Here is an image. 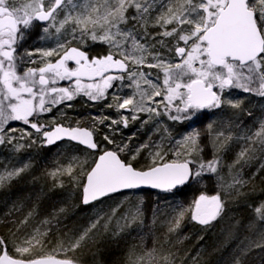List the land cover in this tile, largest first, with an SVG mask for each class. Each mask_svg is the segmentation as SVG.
Returning a JSON list of instances; mask_svg holds the SVG:
<instances>
[{"label":"snow or ice","instance_id":"6c2138e0","mask_svg":"<svg viewBox=\"0 0 264 264\" xmlns=\"http://www.w3.org/2000/svg\"><path fill=\"white\" fill-rule=\"evenodd\" d=\"M149 27L157 31L151 33ZM37 28L41 30V40L54 35L56 46L24 50L21 55L18 50L22 42ZM141 40L145 43L141 44ZM153 40L155 43H151ZM73 41L77 46H69ZM97 43L106 46L107 52L91 55L90 49ZM134 52L139 55H133ZM37 53L43 66L27 67L22 74L18 73V66L25 60L29 64L37 63L33 59ZM145 53L151 56L150 61H147ZM54 55L57 57L54 61L44 60ZM130 60L132 69L128 64ZM69 61H73L75 67H69ZM145 64L157 71L135 70ZM114 68L121 74H108ZM138 77L144 80L151 92L147 89L140 91L137 103L132 98L115 97L117 109L131 111L132 120L138 118V112L160 115L152 105L158 106L162 101H166L165 111L170 120L183 121L202 109L239 108V102L231 99L234 90L255 91L264 96V0H0V144H12L16 139L6 135L5 125L23 121L41 133L48 145L67 137L84 145L86 150H97L99 154L96 157L89 159L86 156L80 161L79 173L74 175L71 166L66 169L68 176L79 185L85 205L94 201L102 203L111 194L139 190L142 186L174 195L179 187L199 183L207 174H216L223 195L201 194L187 209L178 205L166 221L168 230L175 231L187 211L191 220L208 225L221 215L225 203L223 196L242 184L238 175L232 177L231 183H226L220 176L218 166L222 168L223 161L217 155L216 142H213L211 160L202 156L198 160L190 159L188 157L193 152H203V147L199 144V133L189 134L174 141L177 148L189 145L183 154L173 150V157L165 160L167 151L149 153V163L138 168L132 161L137 160L147 144L133 150L106 134L104 141L113 147L101 149L100 143L93 138L94 128L89 130L64 124L52 127L35 120L39 113L51 111L55 105L71 101L81 94L90 101L105 98L107 90L115 87L113 81L123 82L127 78L139 89ZM73 78L74 84L58 86L59 82L73 81ZM85 78L90 82L83 83ZM253 85L258 87L253 88ZM162 93V101H156L155 97ZM146 99L151 104L145 103ZM174 101L179 103L174 104ZM129 105H132L131 109ZM67 106L71 107L70 104ZM104 119L111 120L107 125L109 128L119 124L128 126L126 116L119 120ZM221 137L224 139L220 140ZM230 138V135L224 136L223 131L218 132L219 148H226L224 141ZM243 139L264 149V121L259 123L258 130L244 135ZM24 147L17 143L13 145V151L18 152ZM254 152L255 149H242L229 166L230 172L235 165L247 162L244 160L246 154L251 159ZM121 154L129 158L125 159ZM29 166L23 164L10 171L4 169L0 172V185L20 176ZM116 211L112 209V215ZM157 211L159 209L153 210L154 216ZM255 213L256 219L247 225V229L257 238L245 237L248 246L244 252L253 245L264 248V227L258 226L259 222H264V203L255 208ZM142 216L140 204H134L125 210L121 219L139 220L142 227ZM101 218L84 229L79 238L70 243L68 250L80 247ZM104 227L107 228V224ZM25 243L27 246H14L19 254L17 258L9 255L5 249L6 241L0 238V264H75L70 259H57L54 254L26 257L39 240L34 236ZM154 252L155 247L138 254L133 245L127 251L126 264H145V256L151 264L155 259ZM242 254L234 257L233 264H243ZM164 259L165 264H171L167 257Z\"/></svg>","mask_w":264,"mask_h":264},{"label":"rangeland","instance_id":"374dc122","mask_svg":"<svg viewBox=\"0 0 264 264\" xmlns=\"http://www.w3.org/2000/svg\"><path fill=\"white\" fill-rule=\"evenodd\" d=\"M51 31L54 33V30ZM156 31V28L149 27V32ZM40 35L39 28L27 35L18 50L20 54L23 55L24 50L50 49L56 46L54 35L45 40H41ZM140 43L144 44L145 41L141 40ZM151 43H155V40ZM71 45L77 46L75 41ZM156 46L159 48L158 44ZM106 52V46L99 43L90 49L92 54ZM133 55H139V53L134 52ZM165 55H167L166 52ZM145 56L147 61L151 60L150 55L145 53ZM55 58L54 55L44 60ZM33 59L37 63L29 64L25 60L18 66L21 74L27 67L43 66L38 53ZM128 64L132 69L131 60ZM135 70L152 73L157 71L149 69L146 64L137 66ZM124 75L127 77V73ZM152 78L154 79V76ZM138 80L139 89L127 78L123 82H113L115 87L108 89L106 97L100 99L95 106L88 101L83 102L81 95L66 101L63 103L62 115L57 120L63 124L92 121L101 141L105 142L104 145L107 144L103 139L106 134L118 143L127 144L133 150L147 144L148 147L142 149L137 160L132 161L138 168L149 163L151 159L149 153L167 151L165 160L173 157V150L183 154L185 147L189 145L177 148L174 141L189 134L199 133V144L203 147V152H193L192 156L188 157L190 159L198 160L202 156L205 160H211L214 152L213 142H216L217 155L221 156L223 161V167L218 166L220 176L226 183H231L232 177L237 175L242 181V184L237 185L235 189L229 190L227 196H223L225 203L221 215L210 224L202 225L191 220L190 213L186 211L180 220L179 227L171 232L166 223L178 205L187 209L201 194L211 196L221 193L223 195V188L216 174H207L199 183H192L179 197H174L172 194L160 195L145 190L125 191L107 197L102 203H94L87 210H80L78 201L82 204V199L79 185L68 176L66 169L71 166L75 175L80 171V161H83L86 156L91 159L96 155L88 151L82 152L69 143L44 149L41 133H37L23 121H12L5 125V132L7 136H13L16 139L12 141V144H0V172L4 169L10 171L13 167L19 168L23 164L30 166L20 176L0 185V230L6 236L5 247L9 255L19 258L14 246H27L25 241L35 236L39 244L32 247L26 257L35 258L54 254L57 258L73 260L75 264H100L97 259L104 252L112 255L107 264H126L127 251L133 245L138 254H144L146 250L155 247L153 253L155 259L151 264H165V257L171 264H233L234 257L241 253H243L241 256L243 264H264V248L253 245L246 252L243 251L248 246V240L245 237L257 238L255 234L248 231L247 225L256 219L255 208L264 203V168L261 167L264 165V149H261L259 144L246 143L243 136L258 130L259 123L264 121V96L258 95L255 91L245 93L234 90L231 93V99L239 102V108L202 109L189 119L173 121L168 118L165 111L166 101H162V93L160 97H155L156 101L162 102L158 106L152 105L156 107L160 115L146 111L138 112L136 113L138 118L132 120L131 111L114 107L117 104L115 97L132 98L134 103L139 102L140 91L147 89L151 92L152 90L143 79L138 77ZM129 84H131L130 87ZM252 87H258V85ZM82 103L88 111L92 109L88 113L90 116L83 117L87 111L85 114L77 111V107ZM145 103L151 104L147 99ZM173 103L176 104L179 101ZM69 104L71 107L67 106ZM131 107L132 105H129V109ZM51 111L39 113L35 120L40 124L52 125L55 118L48 116ZM122 116L128 117L127 127L123 124L107 127L111 120L104 119L105 117L119 120ZM29 119L32 120L33 117ZM9 129L12 130L9 131ZM220 131H223L224 136L231 137L224 141L226 148L223 149L219 148V141H217V133ZM28 133H31V136ZM223 139V137L220 138V140ZM17 143L25 147L14 152L13 145ZM103 148L105 147L102 145L101 149ZM245 148L255 149L252 158L249 159L246 154L244 160L247 162L242 161L241 164L235 165L230 172L229 166L236 160L237 154ZM121 155L124 156V154ZM124 158L129 157L124 156ZM181 158L183 159L184 156L182 155ZM165 196L167 199L164 198ZM9 198L13 200L9 201ZM134 204H140L143 210L144 225L142 227L139 220L132 222L121 219L125 210ZM114 208L117 211L115 215H112ZM154 209H159L155 216ZM98 217L102 218L96 228L92 229L89 236L85 238V242L74 250H68L70 243L78 239L84 229ZM105 224L107 228L104 227ZM258 226L264 227V222H259ZM144 262L149 264L147 256L144 257Z\"/></svg>","mask_w":264,"mask_h":264},{"label":"flooded vegetation","instance_id":"af4514ba","mask_svg":"<svg viewBox=\"0 0 264 264\" xmlns=\"http://www.w3.org/2000/svg\"><path fill=\"white\" fill-rule=\"evenodd\" d=\"M71 46H74V45H71ZM90 54H91V55H96L97 53H93V54L90 53ZM102 54H104V53H102ZM56 58H57V57H56ZM56 58H55V59H56ZM116 58H119V57H116ZM55 59H54V60H55ZM54 60H53V61H54ZM68 66H69V67H75V63H74L73 61H69V62H68ZM35 68H37V67H35ZM17 71H18V73H21V70L17 69ZM22 73H23V72H22ZM108 74H110V75H119V74H121V73H120V70H119V69H115V68H114V69H111L110 72H109ZM74 79H75V78H73V81H61V82H59V85H58V86H61V87H68V86L74 84ZM82 82H83V83H89L90 81H88L87 78H85ZM113 82H115V81H113ZM81 96H82V101H83V102L88 101V102H90L91 105H93V106H95L98 102H100L99 100H97V101H90V100L88 99V97L83 96L82 94H81ZM63 103H64V102H63ZM63 103H61V104H57V105H55L54 107H52L53 111H51V112L49 113L48 116H50L51 118H55V122H54L52 125H50V126L54 127V126L57 125V124H63L62 122H59V121L57 120L58 117L62 115V111H63ZM98 106L100 107L101 105H98ZM99 107H98V108H99ZM114 107H116V105H114ZM93 110H94V109H93ZM87 111H88V109H87ZM89 111L91 112L92 109H90ZM84 114H85V112H84ZM41 124H42V123H41ZM44 125L49 126V125H47V124H44ZM64 125H65V126H69V125H70L71 127L88 128L89 130H91V129H93V128H94V129L96 128V127L92 124V121L89 122L88 120H85V121H79V122H75V123H72V124H64ZM94 139H95L97 142L100 143L101 147H102V145H103L104 147L109 148V149L113 147V145H111V144H105V145H104L105 142H102V141H101V137H100L99 134L96 132V129H95V132H94ZM61 143H69V144H71V145H73V146L81 147V146L76 145V144H73V143H71V142H61ZM61 143H56V144L48 145V144L45 142L44 138H43V140H42V147H56V146L60 145ZM82 148H83V147H82ZM83 149H85V148H83ZM85 150H86V149H85ZM94 154L97 156V155L99 154V152H98V151H95Z\"/></svg>","mask_w":264,"mask_h":264},{"label":"trees","instance_id":"16d2710c","mask_svg":"<svg viewBox=\"0 0 264 264\" xmlns=\"http://www.w3.org/2000/svg\"><path fill=\"white\" fill-rule=\"evenodd\" d=\"M77 111H79L80 113H82V112H85V111H87L86 109H87V107L82 103V104H80L78 107H77ZM89 113V111H87V114H85L83 117H88V116H90V114H88ZM78 116V115H77ZM44 149H46L45 147H44ZM48 149V148H47ZM78 150H80V151H82V152H84V151H86L85 149H83V148H81V147H78L77 148ZM49 150V149H48ZM135 166V165H134ZM189 187V185H186L185 187H183V188H181V189H178V190H176L175 191V194L173 195L174 197H179V196H181V195H183V193L187 190V188ZM152 192V191H151ZM45 193H46V191H45ZM160 195H165L166 193H159ZM15 199V198H14ZM106 199V198H105ZM12 201L13 199H11V198H9V201ZM104 200V199H103ZM78 204H79V209L80 210H87L91 205H89V206H84V205H82L81 203H79V201H78ZM4 234L2 233V231L0 230V238H3L4 240H6V236L4 235ZM6 248V247H5ZM7 250V249H6ZM111 254V253H110ZM109 253H107V252H104L103 254H101V256H99L100 258L99 259H97V260H99L100 261V264H107V262H108V260H110V257L112 256V255H110ZM98 258V257H97Z\"/></svg>","mask_w":264,"mask_h":264},{"label":"water","instance_id":"95a60500","mask_svg":"<svg viewBox=\"0 0 264 264\" xmlns=\"http://www.w3.org/2000/svg\"><path fill=\"white\" fill-rule=\"evenodd\" d=\"M85 129H87V128H85ZM93 138H94V137H93ZM63 141H70V142H72V143L79 144L77 141L70 140V139H68L67 137H65L64 139H61V140L56 141L54 144H56V143H60V142H63ZM79 145H80V144H79ZM81 146L85 147L84 145H81ZM91 151H96V150H91ZM185 186H186V185H185ZM185 186H181V187H179L178 189L183 188V187H185ZM139 190H151V191L161 192V190H158V189H151L149 186H142L141 189H139ZM123 191H129V190H122L121 192H123ZM118 193H120V192H118ZM115 194H116V193H115ZM111 195H112V194H111ZM95 202H97V201H94V202H92V203H90V204H87V205H85V204L82 203V205H84V206H88V205H91V204H93V203H95ZM1 254H2V253H1ZM56 258H57V257H56ZM57 259L64 260V259H61V258H57Z\"/></svg>","mask_w":264,"mask_h":264}]
</instances>
